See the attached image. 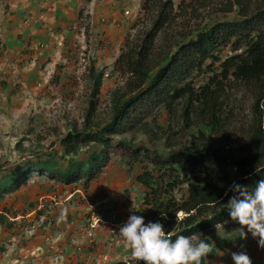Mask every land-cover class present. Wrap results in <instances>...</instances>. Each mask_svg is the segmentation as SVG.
<instances>
[{
    "label": "trees",
    "instance_id": "obj_1",
    "mask_svg": "<svg viewBox=\"0 0 264 264\" xmlns=\"http://www.w3.org/2000/svg\"><path fill=\"white\" fill-rule=\"evenodd\" d=\"M142 1L135 31L114 64L126 77L110 93V120H92L105 76L93 69L84 127L62 138L63 154L36 153L0 175V225L13 226L8 218L18 212L6 199L23 190L32 174L87 188L109 165L112 150H120L121 158L142 168L136 176L144 190L137 215L146 224L161 222L173 239L195 234L211 244L201 261L209 264L229 243L216 248L211 234L237 224L224 207L234 195L229 187L234 181L254 187L264 179V171L256 172L264 170V0ZM208 73L199 85L197 77ZM249 81L258 89L250 116L239 118L229 92ZM161 108L169 113L165 122ZM129 132L148 135L152 144L124 139ZM182 132L191 137L189 144L178 143ZM82 147H88L85 156L76 157ZM184 185L178 197L175 191Z\"/></svg>",
    "mask_w": 264,
    "mask_h": 264
},
{
    "label": "rangeland",
    "instance_id": "obj_2",
    "mask_svg": "<svg viewBox=\"0 0 264 264\" xmlns=\"http://www.w3.org/2000/svg\"><path fill=\"white\" fill-rule=\"evenodd\" d=\"M174 1L178 3L180 0ZM140 2L137 0L136 4ZM141 15L140 8L123 45L127 36L134 33L133 24ZM85 19L87 23L81 22V32L86 36L83 42L77 39L69 44L66 57L56 65H49V58L29 66L32 63L29 58L16 62L14 73L0 70V175L19 166L30 155H46L55 150L63 154L62 138L70 129L80 130L84 127L94 89L93 69L96 73L103 70L105 76L92 120L101 124L110 120V93L123 86L126 77L115 70L116 59L113 60L121 46L114 41L105 39L100 42L98 39V44L102 43L105 51L100 53L102 50L93 44L89 19ZM11 65L12 62L8 61L7 66ZM209 75L197 77V83L204 84ZM257 89L258 84L249 81L229 92L237 117L250 116ZM160 114L161 122H165L168 111L161 108ZM123 138L133 140L137 145L144 142L152 144L149 136L141 132H129ZM176 138L179 139L178 143L191 142V137L186 136L185 132ZM87 148L82 147L75 156L84 157ZM161 148L165 149V146ZM112 152L109 165L87 188L82 183L67 186L32 174L24 184L22 193L17 191L11 196L15 206L13 210L18 212L17 218L11 214L8 218L13 226L6 228L0 225V264H107L118 261L136 264L118 232L129 217L137 215L141 208L144 190L137 183L136 176L142 168L128 156L121 158L120 150ZM60 155L57 157L59 161ZM184 187L175 191L178 197L182 196ZM3 208L4 205L0 204V209ZM72 211L78 219L75 223L74 219L68 218ZM45 214L48 215L45 218L51 217L52 224L48 220L43 222ZM42 224L38 229L37 226ZM233 227L225 226L228 230ZM218 235L214 231L213 239L217 240ZM66 236L68 246H57L58 241L64 243ZM23 241L37 243L29 244L23 251V248H18ZM44 242L46 247L41 249L40 245ZM246 244L239 246L240 251L250 252L253 249L252 243ZM257 246L261 248L259 244ZM261 250L264 251V248ZM240 251L237 249L236 252Z\"/></svg>",
    "mask_w": 264,
    "mask_h": 264
},
{
    "label": "crops",
    "instance_id": "obj_3",
    "mask_svg": "<svg viewBox=\"0 0 264 264\" xmlns=\"http://www.w3.org/2000/svg\"><path fill=\"white\" fill-rule=\"evenodd\" d=\"M136 1L0 0V70L7 71L8 74L14 73V64L29 58L32 62L29 66L45 62L49 58H51V61L48 64L56 65L66 57L69 44L75 43L77 39L79 42H83L86 37L84 32H81V22L84 17L89 19L91 32L93 33V44L94 46L98 45L99 49L102 50L100 53L105 51L102 48L103 44H98V39L100 42L105 41V39L114 41L122 48L127 31L142 7L143 1L141 0L139 4H136ZM136 6L137 9L134 10ZM126 9H129L131 14L125 15ZM120 52L121 49L118 48L113 60L117 59L116 57L119 56ZM8 61H11L13 65L7 66ZM1 74L3 75V73ZM6 200L8 205L13 203L12 197H8ZM69 214L72 215V218L69 215V220H73V211ZM76 221L78 219L74 215L73 222ZM37 228L39 229V227ZM220 228L216 231L219 235L215 242L219 244L227 240L229 243L225 245V248L218 249V254L215 255L214 259L209 260V264H234L231 254L236 252L235 246L242 240L239 238V232L236 231L240 228V225L235 224L234 229L231 230L226 229L225 226ZM220 230H222V233H220ZM5 232H8V230ZM70 232L71 230L67 232L68 237ZM249 235L251 236V233H248L247 237ZM67 236L64 243L58 241L57 246H60V248L68 246ZM32 243L37 242L23 241L19 243L18 248H23V251H25L26 246ZM257 245L255 244L249 256L253 264H264V251ZM44 247H46L45 242L40 245L41 249H44ZM136 264H139V262L136 261Z\"/></svg>",
    "mask_w": 264,
    "mask_h": 264
},
{
    "label": "clouds",
    "instance_id": "obj_4",
    "mask_svg": "<svg viewBox=\"0 0 264 264\" xmlns=\"http://www.w3.org/2000/svg\"><path fill=\"white\" fill-rule=\"evenodd\" d=\"M261 171L264 170L257 167L256 172L259 174ZM229 191L234 195L224 207L228 209L231 219L240 225L236 231L242 239L235 246V251L237 249L240 251L239 246H247V242L252 243L250 245L253 247L259 244L261 248H264V179L257 181L254 187L234 181ZM46 216L48 215L44 216L43 222L48 220V223L52 224L51 217L45 218ZM180 222L177 216V223ZM118 233L126 247L130 249L131 256L141 264H201V261L212 252L211 244L195 234L189 236L181 234L173 239L169 233H166L161 222L149 221L146 224L143 216L135 214L131 215L128 221L120 227ZM248 233H251V236L247 237ZM211 238L217 248L220 243L215 242L212 234ZM249 254L250 252L240 251L232 252L231 256L234 264H253Z\"/></svg>",
    "mask_w": 264,
    "mask_h": 264
},
{
    "label": "built area",
    "instance_id": "obj_5",
    "mask_svg": "<svg viewBox=\"0 0 264 264\" xmlns=\"http://www.w3.org/2000/svg\"><path fill=\"white\" fill-rule=\"evenodd\" d=\"M125 15H129V14H131V11L129 10V9H126L125 10ZM85 23H87V20L85 19V17L82 19ZM106 222V221H105Z\"/></svg>",
    "mask_w": 264,
    "mask_h": 264
}]
</instances>
